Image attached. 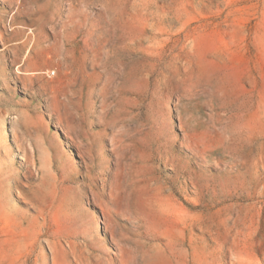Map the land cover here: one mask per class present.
<instances>
[{
  "label": "rangeland",
  "instance_id": "rangeland-1",
  "mask_svg": "<svg viewBox=\"0 0 264 264\" xmlns=\"http://www.w3.org/2000/svg\"><path fill=\"white\" fill-rule=\"evenodd\" d=\"M0 114V264H264V0H0Z\"/></svg>",
  "mask_w": 264,
  "mask_h": 264
},
{
  "label": "bare ground",
  "instance_id": "bare-ground-1",
  "mask_svg": "<svg viewBox=\"0 0 264 264\" xmlns=\"http://www.w3.org/2000/svg\"><path fill=\"white\" fill-rule=\"evenodd\" d=\"M29 57H30V53L29 54H27V56H26V58H25V62L23 63V65H21V67L19 66L16 70V73H19V74H23V75H26V74H28V73H30L32 76H35V75H39V74H45V73H39L38 71H36L34 68H33V65H31V63L29 64ZM4 73V72H3ZM2 73V74H3ZM4 74H6V73H4ZM47 74H48V78H52V75H51V71H49V72H47ZM54 74H56V73H54ZM7 76V75H6ZM23 112V111H22ZM23 113H25V123L28 125V126H30L32 123H33V118L30 116V114L28 113V112H23ZM26 124H24V125H26ZM0 125H1V114H0ZM0 127H2V126H0ZM27 127V126H26ZM35 130V129H34ZM1 132V131H0ZM46 132H47V130H46ZM3 134V133H2ZM1 135V134H0ZM2 138V137H1ZM49 138V137H48ZM116 140V139H115ZM42 143V142H41ZM46 143V142H45ZM118 143V142H117ZM121 144V143H120ZM42 145V153H43V156H44V161H43V166H44V168H45V172L46 171H48L49 170V165H50V163H51V161L49 160V154H48V150L44 147V145H43V143L41 144ZM33 149V148H32ZM35 151V150H34ZM122 160V159H121ZM53 165V164H52ZM4 166V163H1L0 162V167H3ZM53 167V166H52ZM51 167V168H52ZM44 170V169H43ZM50 170H52V169H50ZM49 170V171H50ZM15 171V170H14ZM8 172H10V170H9V168H8V170H7V173ZM52 172V171H51ZM15 173V172H14ZM53 173V172H52ZM68 173V172H67ZM43 174H45V173H43ZM63 174V173H62ZM50 175V174H49ZM12 176V175H11ZM43 176V175H42ZM14 178V177H13ZM50 178H52V177H50ZM42 180V179H41ZM8 178L7 177H5L3 180H1V185L3 186L4 185V190H8L9 189V187H8ZM18 184V183H17ZM8 192V191H7ZM10 192V191H9ZM8 192V193H9ZM94 197L95 198H97V196H96V194H94ZM98 199V198H97ZM95 200V201H97V203H98V200ZM85 211H83V213H84ZM106 215V214H105ZM77 217V216H76ZM81 217H82V215H81ZM84 217V216H83ZM80 218V217H79ZM81 219V218H80ZM83 219V218H82ZM89 220H91V219H89ZM81 221V220H80ZM79 221V222H80ZM83 222H84V220H83ZM82 222V223H83ZM90 223H92L91 221H88L86 224L89 226L90 225ZM77 224H80V223H77ZM84 224V223H83ZM90 230V229H89ZM77 234V233H76ZM81 235H82V233H81ZM84 235H85V233H84ZM88 236V235H87ZM98 246H99V244H97ZM100 247H101V249H104V250H106L105 249V247L104 246H102V245H100ZM63 253V252H62ZM54 254L56 255H58V252H56V249H55V252H54ZM106 255V254H105ZM108 256H110L109 255V253H108ZM41 260H42V263L41 264H46V258H44V257H42L41 258ZM63 260L64 261H66V256H65V254L63 253ZM110 261H111V263H112V259L110 258L109 259Z\"/></svg>",
  "mask_w": 264,
  "mask_h": 264
}]
</instances>
